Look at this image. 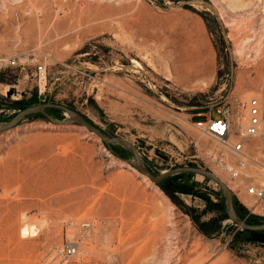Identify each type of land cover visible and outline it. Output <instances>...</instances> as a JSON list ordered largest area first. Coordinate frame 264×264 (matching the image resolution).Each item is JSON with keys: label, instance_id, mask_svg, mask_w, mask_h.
Wrapping results in <instances>:
<instances>
[{"label": "rangeland", "instance_id": "1", "mask_svg": "<svg viewBox=\"0 0 264 264\" xmlns=\"http://www.w3.org/2000/svg\"><path fill=\"white\" fill-rule=\"evenodd\" d=\"M0 56L13 59L0 69V123L61 104L128 140L151 173L211 170L256 216L245 222L264 221L237 184L264 180V0H0ZM250 98L256 135H245ZM220 105L246 154L238 180L193 123ZM45 108L64 121L34 112L0 130V264H264V242L240 232L210 179L153 182L124 145Z\"/></svg>", "mask_w": 264, "mask_h": 264}, {"label": "built area", "instance_id": "2", "mask_svg": "<svg viewBox=\"0 0 264 264\" xmlns=\"http://www.w3.org/2000/svg\"><path fill=\"white\" fill-rule=\"evenodd\" d=\"M12 63L13 59L0 56V69ZM36 70L39 76H43L44 71L42 65L38 64ZM216 110L219 112L217 117H210L209 111H207L206 118L196 120L193 123L199 130L211 134L223 147V150H219L218 156L210 154L209 157L215 161L214 164L222 169L228 177L238 180L237 170L234 169L237 166L244 167V160L240 159V156L246 158V154L243 151V142L241 139L233 140L231 138V119L227 106L220 105ZM249 114L250 117L248 118L249 122L246 124L245 134L253 135L256 130L254 120L257 119L256 100L254 98H250L249 100ZM237 184H240L242 192L252 199L250 205L248 204L247 206L245 204L248 211L256 212L264 217V180L255 183L251 180H243V182L237 181ZM73 250L72 244L65 246L66 253H71Z\"/></svg>", "mask_w": 264, "mask_h": 264}, {"label": "water", "instance_id": "3", "mask_svg": "<svg viewBox=\"0 0 264 264\" xmlns=\"http://www.w3.org/2000/svg\"><path fill=\"white\" fill-rule=\"evenodd\" d=\"M47 106H54L57 108H60L62 110H65L69 116L71 117V120L74 122L83 125L87 130L95 134L97 137H99L103 142L105 143H121L126 147L129 152L131 153L133 160H134V167L144 174L149 180L153 182L160 181L164 177L178 173V172H193V173H198L207 179H210L212 182H214L220 189V192L223 196L226 211L228 216L231 218V220L238 224L241 228L248 229V230H263L264 229V221L259 222V223H247L245 222L236 212L234 205H233V200H232V195L231 191L227 188V186L224 184V182L217 177L211 170L199 167V166H191V165H178L174 166L171 168H166L158 173H151L146 166L143 164L141 158L138 156L136 149L134 146L125 138L117 135H112L108 136L104 133H102L97 127H95L92 123H90L88 120H86L82 114L79 112L68 108L66 106H63L61 104L53 103V102H38L34 104L27 105L18 111H16L11 117H9L7 120H4L3 122L0 123V130L5 129L9 126H11L17 119L22 117L25 114L29 113H34V112H40L47 116L50 120L55 121V122H62L64 120H58L52 118L50 115H48L44 108Z\"/></svg>", "mask_w": 264, "mask_h": 264}, {"label": "trees", "instance_id": "4", "mask_svg": "<svg viewBox=\"0 0 264 264\" xmlns=\"http://www.w3.org/2000/svg\"><path fill=\"white\" fill-rule=\"evenodd\" d=\"M55 107H46L45 109H52ZM106 144V143H105ZM171 175L164 177L163 179H161L158 183H160L161 181H166L170 178ZM206 178V177H205ZM233 203H234V208L236 210V212L238 213V215L242 218H244L247 222H254V219H256L255 215H250L249 218L248 217H243V210L242 208H240L239 206L236 205L234 199H233ZM223 217V216H222ZM251 218H253V220H251ZM242 231L240 232H245L248 231L249 233H251L255 238L259 239L260 241L264 242V229L263 230H246V229H241Z\"/></svg>", "mask_w": 264, "mask_h": 264}, {"label": "bare ground", "instance_id": "5", "mask_svg": "<svg viewBox=\"0 0 264 264\" xmlns=\"http://www.w3.org/2000/svg\"><path fill=\"white\" fill-rule=\"evenodd\" d=\"M257 107V106H256ZM69 120H71V117L69 116L68 118H66L65 119V121H69ZM248 122H249V120H248ZM254 123H255V126H256V130H255V133L253 134V135H256V134H258V127H259V119L257 118L256 120H254ZM81 126H83V125H81ZM84 127V126H83ZM85 128V127H84ZM244 130V129H243ZM245 135H250V134H245ZM244 147V146H243ZM243 157V156H242ZM234 170H237V169H234ZM215 174V173H214ZM237 179H239V173H238V171H237ZM143 176H145L144 174H143ZM146 177V176H145ZM147 178V177H146ZM228 188V187H227ZM229 189V188H228ZM238 199V198H237ZM246 202V201H245ZM249 202V201H248ZM242 203V202H241ZM260 218V217H259ZM262 218V217H261Z\"/></svg>", "mask_w": 264, "mask_h": 264}, {"label": "crops", "instance_id": "6", "mask_svg": "<svg viewBox=\"0 0 264 264\" xmlns=\"http://www.w3.org/2000/svg\"><path fill=\"white\" fill-rule=\"evenodd\" d=\"M205 117L204 114H201L200 118L199 119H203Z\"/></svg>", "mask_w": 264, "mask_h": 264}]
</instances>
